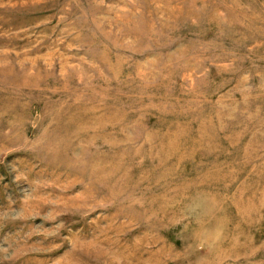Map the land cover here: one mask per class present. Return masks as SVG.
<instances>
[{
  "label": "rangeland",
  "instance_id": "rangeland-1",
  "mask_svg": "<svg viewBox=\"0 0 264 264\" xmlns=\"http://www.w3.org/2000/svg\"><path fill=\"white\" fill-rule=\"evenodd\" d=\"M0 264H264V0H0Z\"/></svg>",
  "mask_w": 264,
  "mask_h": 264
}]
</instances>
